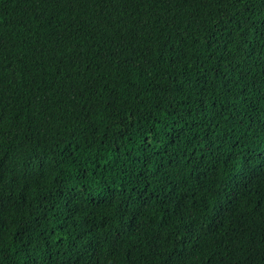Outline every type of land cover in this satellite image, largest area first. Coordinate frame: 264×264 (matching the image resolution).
<instances>
[{"label":"trees","instance_id":"1","mask_svg":"<svg viewBox=\"0 0 264 264\" xmlns=\"http://www.w3.org/2000/svg\"><path fill=\"white\" fill-rule=\"evenodd\" d=\"M0 264H264V0H0Z\"/></svg>","mask_w":264,"mask_h":264}]
</instances>
